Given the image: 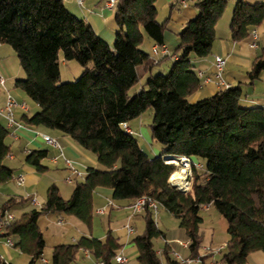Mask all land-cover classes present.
<instances>
[{
	"label": "trees",
	"instance_id": "obj_1",
	"mask_svg": "<svg viewBox=\"0 0 264 264\" xmlns=\"http://www.w3.org/2000/svg\"><path fill=\"white\" fill-rule=\"evenodd\" d=\"M156 1L116 0L118 29L111 45L63 0H0V43L14 48L26 73L25 78L15 80V87L39 106L33 114L25 112L20 121L70 136L104 167H89L68 199L53 183L40 208L16 214L8 233L16 239L15 246L30 256L29 264L44 258L47 242L38 222L42 215L67 213L93 229L98 187L113 189L115 200L135 201L142 195L154 199L179 220L190 239L192 258L204 264L200 230L205 205L214 207L229 223V240L219 264H248L253 252H264V107L242 105L241 83L225 85L196 101L190 99L202 87L195 59L212 53L218 39L216 26L229 0H198L197 15L179 33L174 53L161 60L150 58L142 46L146 36L165 45L166 22L158 19ZM262 25L264 1H236L230 23L232 41L249 37ZM61 53L65 60L85 66L76 80L61 81ZM170 57L168 73L141 83L140 66L150 71ZM263 71L264 47L247 71L246 83L253 84ZM150 108L154 110L151 138L161 146L156 156L123 127ZM10 135L11 129L0 118V185L15 177L16 168L9 162L13 152ZM49 154V148L32 149L25 154V163L45 172L48 166L43 161ZM166 155L192 159L193 181L188 192L168 182L175 166L165 162ZM200 162L204 168L196 165ZM32 199L13 195L1 211L15 212ZM156 212L157 208L146 207L145 229L132 239L139 264H181L167 245L162 255L156 249L154 239L166 236ZM120 247L112 229L104 239L82 235L75 243L55 245L51 264H71L82 249L104 264H114ZM0 264L14 263L0 257Z\"/></svg>",
	"mask_w": 264,
	"mask_h": 264
},
{
	"label": "crops",
	"instance_id": "obj_2",
	"mask_svg": "<svg viewBox=\"0 0 264 264\" xmlns=\"http://www.w3.org/2000/svg\"><path fill=\"white\" fill-rule=\"evenodd\" d=\"M63 1L72 13L90 23L100 36L106 39L111 45L114 44L118 27L114 19V8L106 6V2L109 0H85L83 5H79L76 0ZM197 1L198 0L156 1L158 19L161 22H166L164 46L167 48V54L174 53L175 48L179 43V33L184 29L187 21L197 15L198 10L195 6ZM236 1L237 0H229L224 15L217 23L216 29L218 39L214 42L212 53L206 58L195 59L196 71L201 78L202 87L193 94L194 96L192 95L193 97L191 100L196 101L199 98L216 94L223 86H225L218 77V67L216 65V57L223 56L226 59V63L222 71V77L228 85L241 83L243 88L242 105L246 107H264V71L260 78L253 84L246 83L247 71L250 69L254 58L260 54L264 47V25L257 28V46H253V37L251 35L239 42L232 41L230 36V23ZM245 1L255 3L264 0ZM142 46L147 52H149V50H147L148 48L151 50L153 59L161 60L164 57V54L161 52L154 53L153 49L157 44L152 39H145ZM168 60L171 62L173 61L172 57H170L156 66H161ZM153 68L150 71H145L144 66L142 65L140 66V72H143L145 75L148 73L152 74ZM6 100L7 95L0 94V104H2V107L5 106ZM23 101L26 102L25 100ZM34 109L35 111L39 109L37 103L35 104ZM29 111L30 107L28 111L16 109V118L21 120V116ZM4 119L7 126V120L6 118ZM133 122L135 121L133 120L129 123L130 127L133 129L134 133L135 131L139 133V130L141 131V129H144L143 122L152 123V117L148 115L147 112L143 113L138 118V130H134L133 125H131ZM27 126L28 128H21L16 131V134L18 135L17 137H15L13 133L8 137V139H11L10 142L13 145L12 157H9L10 161L12 160L13 162L17 160L18 162V165H12V162H10L11 166L15 167L16 170L18 169V173L15 171V177L13 180L16 183V177L23 175L24 183L22 185L16 183L18 186L11 184L12 187L9 185H4L5 187H2L0 185V211L3 203L13 195H30L38 201L37 206L33 205L31 202L19 210H15L14 213L20 214L32 208H40L43 202L46 201L49 186L53 183L59 186L62 196L65 199H68L69 196H67V194L61 189L59 181L73 183L81 177L83 179L89 167H99L100 164L94 154L80 147V145L70 136L57 130ZM35 131H41L51 135L58 141L59 146H53L46 143L42 137L37 136ZM149 133L151 134L149 129H144V132H142L143 138L147 139L150 136ZM49 147L52 148L50 154L53 153L54 150V154L51 158L52 166L56 169L54 172H57L58 170V172H64L67 174L62 180L58 177L57 180L53 179L46 182L42 186V189H45V192H43V190L40 192L39 188L42 177L38 175L39 172L34 167L25 163V154L32 149ZM153 151L157 152L158 150L154 148ZM199 164L202 165L201 168L205 167L203 162H200ZM50 171L51 167L48 166L45 173L49 174ZM71 194L72 191H70L69 195L71 196ZM133 202V200H115L113 198V189L98 187L95 192L96 218L93 229H90V227L78 217L62 212L44 214L40 217L38 222L44 232L46 242L47 233L53 238L51 239L52 246L50 249H53L55 245L60 243H75L82 235H92L104 239L107 230L112 229L114 235L118 237L119 243L121 244V247L116 253L125 258L123 261H119L116 258L114 264H139L138 248L135 243L132 242V239L140 233L139 230H142L141 228L139 229V227H143L145 224V218L144 211L134 212L132 207ZM159 207L160 205H157L158 213ZM213 209L214 207L211 205H205L201 210V215L204 220L201 224L200 230L203 237V242L200 247V256L206 257L205 264H219L218 260L221 257L224 248L221 251H215L214 249L221 246L225 247L229 240L228 220L221 215L218 210ZM167 213H169L170 216H173L170 212L167 211ZM169 214H165L164 217L170 218L167 217ZM41 222H43V225ZM157 222L160 226L159 219H157ZM162 223L164 226L163 228L160 226V228L165 231L166 236L163 238V243L159 248L155 244L160 255H162L163 248L167 245L172 255H174L173 251L179 252L183 259L190 260L189 264H204L200 258H192L189 246H184L177 242V240L189 239L185 229L180 226L179 220L172 222V224H169L168 222H165L167 224L164 222ZM223 233L227 235L226 237L224 236V238L221 236L224 235ZM209 247L211 250L208 249ZM0 257L8 262L12 261L11 263L14 264H29L30 262V256L21 252L15 244L13 246L6 245L3 240L0 241ZM35 264H51V254H49V257L44 254V258ZM71 264H98V259H96L91 251L82 249L78 252L76 259ZM248 264H264V252L261 250L253 252L250 255Z\"/></svg>",
	"mask_w": 264,
	"mask_h": 264
},
{
	"label": "rangeland",
	"instance_id": "obj_3",
	"mask_svg": "<svg viewBox=\"0 0 264 264\" xmlns=\"http://www.w3.org/2000/svg\"><path fill=\"white\" fill-rule=\"evenodd\" d=\"M113 23V22H112ZM145 39H149V37L146 36ZM106 40V39H105ZM147 50H149V54H150V58H152V53L151 50L148 48ZM60 59H61V64H60V68H61V81L62 82H66V81H72V80H76L77 78H79L83 72V70L85 69V66L81 65L79 62H77L76 60H65L63 58V53L60 54ZM171 64L172 62L170 60H168L167 62H165L164 64H162L161 66H155L153 68V73L151 74H144L143 72L141 73V83L145 82L149 77L156 75L158 73H168L170 68H171ZM0 75H3L6 77V83L5 85H1L0 84V94H6L7 97L8 96H13L16 98V100L18 102H23V100L26 101V103L29 104L30 107V111L27 112L29 114H33L35 113V109L34 106L36 104V102L29 97L26 92L24 90H22L21 88L15 87V80L19 79V78H25L26 77V73L24 71V69L22 68L21 64H20V60L18 58V55L16 53V51L14 50V48L7 43H0ZM139 87V85H138ZM194 96V95H193ZM192 96V97H193ZM192 97H190V99H192ZM0 106H2V104H0ZM19 110V109H17ZM147 114L150 115L152 117V122H153V116H154V110L153 108L148 109ZM2 123H6L4 117L1 118ZM135 122L131 123V125H133L134 130H138L137 126L139 125L138 119L134 120ZM151 124L149 122H143V126L144 129H149V131H151L152 134V130H151ZM144 129H141L142 132H144ZM140 130L138 131L139 133H137V131H135V135H137L138 139H139V143L141 144L142 148H144L146 151H148L151 155H159L161 153V146L159 143H155L151 141V134L147 139L143 138L142 132ZM9 143H11V139H8ZM157 149V152H154L153 149ZM50 150H52L51 147H49ZM54 154V150L53 153H51L49 155L48 158H46L44 160V164L47 166L51 167V171L49 172V174H46L45 172H39L38 175H40L42 177V181L40 184V188L39 191L41 192V190H43V192H45V189H42V186L46 183L49 182L50 180L56 179L58 177H60L59 179L62 180L65 178L67 173L64 172H54L56 171L55 168H53L52 166V155ZM169 160H173V158L169 159ZM9 162H12L9 161ZM171 163V162H170ZM12 165H18L17 160L12 162ZM100 168H104L101 164H99ZM18 169L16 170V173ZM21 172V171H19ZM49 175V176H48ZM82 179V177L80 178ZM79 179V180H80ZM74 181L73 183H64L59 181V184L61 186V189L67 194V196L70 197V191H73L74 185H75ZM11 184H14L16 186H18L15 181H10L8 183L2 184L1 186L3 187L4 185H9L10 187ZM5 187V186H4ZM44 188V187H43ZM68 197V198H69ZM1 200V197H0ZM215 210V208L213 209ZM17 214V213H15ZM165 214H169L167 213V211L160 206L159 207V213L156 212V219H159V224L160 226H162L163 228V223L162 222H168L169 224H172V222L174 221H178L177 218H175L174 216H170L167 215V217L170 218H165L164 215ZM170 219V220H169ZM41 224L43 225V222H41ZM167 224V223H165ZM167 226V225H165ZM142 229L141 231L139 230L140 233H142L145 229V224L143 225V227H139V229ZM224 235H221L222 238H224V236L226 237L227 235L225 233H223ZM47 247L45 249V256L49 257V254H51V250L50 247L52 246V240L53 239L49 233H47ZM154 242L156 244V246L159 248L161 246V244L163 243V237H159L154 239ZM12 262V261H11ZM15 262V261H13Z\"/></svg>",
	"mask_w": 264,
	"mask_h": 264
},
{
	"label": "built area",
	"instance_id": "obj_4",
	"mask_svg": "<svg viewBox=\"0 0 264 264\" xmlns=\"http://www.w3.org/2000/svg\"><path fill=\"white\" fill-rule=\"evenodd\" d=\"M76 1L78 2L79 5H83L85 2V0H76ZM115 3H116V0H109L106 2V6L110 7V8H114ZM251 36L253 37V46H257L256 39L258 38V30L256 28L251 31ZM153 50H154V53L161 52L164 55L167 54V48L165 46L157 45L156 47H154ZM225 63H226V59L223 56H217L216 57V65L218 67V77L221 79L222 84L229 86L227 83H225V81L222 77V71L224 69ZM5 83H6V77L3 75H0V84L5 85ZM16 109H22L24 111H28L29 106L24 101L18 102L16 100V98L13 96H8L5 106H3V107L0 106V118H2V117L6 118L7 126L9 129H11V132L13 133V135L15 137L18 136L16 134V131L18 129L28 128V126L25 123H23L22 121H20L16 118ZM123 127L127 131H129L130 133L134 132L133 129L130 127V125L127 123H124ZM35 132H36L37 136L42 137L46 143L53 145V146H59L58 141L54 137H52L51 135L43 133L41 131H35ZM9 157H12V155L10 154ZM176 160H177V164L169 163V160H167V159H165V162L168 164L174 165L175 171H177V170L184 171L185 172L184 173L185 180L187 181L188 185L185 189H182L179 187L178 184H176V182L171 181V177L175 171L170 176L168 182L171 185L178 188L179 190H182L184 192H188L192 188L194 163H193L192 159L188 156H178ZM196 165L200 168L202 167V165H200L199 163H196ZM16 183L18 185H22L24 183V176L20 175V176L16 177ZM31 202L35 206L38 205V201L35 198H33ZM132 207H133L134 212H142L146 209V207L157 208V203L151 197H149L147 195H142L141 197L137 198L133 202ZM15 219H16V214L14 212H12V211H6V212L0 211V241L3 240L5 242V244L8 246H13L15 244L13 236L8 233V226ZM177 242L181 245L189 246L190 239H188V240H177ZM223 248L224 247L221 246V247H218L214 250L215 251H221ZM208 249L211 250L210 247ZM173 254L177 259L180 260L181 264H189L190 260L189 259H183V257L181 256V254L179 252L173 251ZM116 258L119 261H123L125 259L121 255H117ZM98 264H104V262L102 260H98ZM162 264H164V263H162Z\"/></svg>",
	"mask_w": 264,
	"mask_h": 264
},
{
	"label": "bare ground",
	"instance_id": "obj_5",
	"mask_svg": "<svg viewBox=\"0 0 264 264\" xmlns=\"http://www.w3.org/2000/svg\"><path fill=\"white\" fill-rule=\"evenodd\" d=\"M171 158H168L167 160H169ZM173 163V164H177V160L175 158H173V160H169V163ZM184 171L182 170H177L173 173L172 177H171V181L176 182V184L179 185L180 188L185 189L188 185L187 181L185 180V175H184Z\"/></svg>",
	"mask_w": 264,
	"mask_h": 264
},
{
	"label": "water",
	"instance_id": "obj_6",
	"mask_svg": "<svg viewBox=\"0 0 264 264\" xmlns=\"http://www.w3.org/2000/svg\"><path fill=\"white\" fill-rule=\"evenodd\" d=\"M177 157H178V156L173 157V156L166 155V156L164 157V159H168V158H175V159H177Z\"/></svg>",
	"mask_w": 264,
	"mask_h": 264
}]
</instances>
